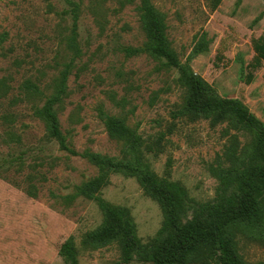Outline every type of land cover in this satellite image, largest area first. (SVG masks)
<instances>
[{"label": "rangeland", "instance_id": "374dc122", "mask_svg": "<svg viewBox=\"0 0 264 264\" xmlns=\"http://www.w3.org/2000/svg\"><path fill=\"white\" fill-rule=\"evenodd\" d=\"M140 1L0 0V264H73L60 254L69 239L77 264H125L117 244H83L103 223L98 199L128 209L144 244L162 229L161 206L135 178L62 148L46 106L71 151L116 163L137 135L152 171L183 188L187 203L222 199L219 161L234 136L241 146L252 136L174 118L185 89L178 70L146 49ZM151 1L180 61L207 33L209 51L192 72L264 122V60L249 66L264 37V0H221L215 9L214 0ZM237 250L264 264V226L239 233Z\"/></svg>", "mask_w": 264, "mask_h": 264}, {"label": "trees", "instance_id": "16d2710c", "mask_svg": "<svg viewBox=\"0 0 264 264\" xmlns=\"http://www.w3.org/2000/svg\"><path fill=\"white\" fill-rule=\"evenodd\" d=\"M220 3L221 0H214L213 8ZM136 9L146 35V49L178 70L179 82L185 89L183 105L173 113L174 118L208 121L213 127L227 123L232 130L250 134L252 140L249 145L241 146L237 136L233 137L216 170L221 181L222 199L198 209L194 203H187L183 188L159 179L152 171L140 136H132L125 156L116 163L102 161L93 155H79L69 149L59 131L56 115L46 106L53 132L64 150L135 178L163 211L162 229L153 240L144 244L128 209L98 199L103 223L85 236L83 244L91 249L117 244L125 264L135 258L147 264H248L238 253L237 235L264 226V122L242 100L220 96L207 81L192 72L191 61L209 51L211 40L207 33L197 37L183 64L171 48L164 18L152 1L141 0ZM254 48L257 55L249 66L255 69L264 60V37L255 40ZM248 80H253L252 74L248 75ZM114 126L124 130L118 123ZM225 161L230 164L228 168L223 167ZM234 185L236 191L228 195ZM189 211L193 212L191 220L183 222ZM60 254L77 264L73 239L63 244Z\"/></svg>", "mask_w": 264, "mask_h": 264}, {"label": "crops", "instance_id": "0c3cea01", "mask_svg": "<svg viewBox=\"0 0 264 264\" xmlns=\"http://www.w3.org/2000/svg\"><path fill=\"white\" fill-rule=\"evenodd\" d=\"M259 118V117H258Z\"/></svg>", "mask_w": 264, "mask_h": 264}]
</instances>
